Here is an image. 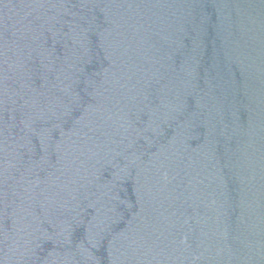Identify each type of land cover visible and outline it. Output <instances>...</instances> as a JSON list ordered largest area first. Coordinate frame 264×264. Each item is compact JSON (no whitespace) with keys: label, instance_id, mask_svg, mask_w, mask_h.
Segmentation results:
<instances>
[{"label":"water","instance_id":"1","mask_svg":"<svg viewBox=\"0 0 264 264\" xmlns=\"http://www.w3.org/2000/svg\"><path fill=\"white\" fill-rule=\"evenodd\" d=\"M0 264H264V0H0Z\"/></svg>","mask_w":264,"mask_h":264}]
</instances>
